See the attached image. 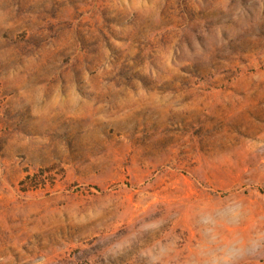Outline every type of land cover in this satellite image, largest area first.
I'll list each match as a JSON object with an SVG mask.
<instances>
[{"label":"rangeland","instance_id":"rangeland-1","mask_svg":"<svg viewBox=\"0 0 264 264\" xmlns=\"http://www.w3.org/2000/svg\"><path fill=\"white\" fill-rule=\"evenodd\" d=\"M206 227L264 232V0H0V264H203Z\"/></svg>","mask_w":264,"mask_h":264},{"label":"clouds","instance_id":"clouds-1","mask_svg":"<svg viewBox=\"0 0 264 264\" xmlns=\"http://www.w3.org/2000/svg\"><path fill=\"white\" fill-rule=\"evenodd\" d=\"M228 211L234 219L238 218V207H231ZM200 223L214 225L215 217L202 212ZM204 235L206 243L198 248L199 254L206 257L203 264H243L246 257L264 252V232L252 234L234 231L223 235L213 227H206ZM151 264H156V261L151 260Z\"/></svg>","mask_w":264,"mask_h":264}]
</instances>
